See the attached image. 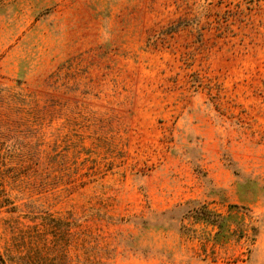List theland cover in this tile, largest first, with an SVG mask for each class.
<instances>
[{"label":"rangeland","instance_id":"374dc122","mask_svg":"<svg viewBox=\"0 0 264 264\" xmlns=\"http://www.w3.org/2000/svg\"><path fill=\"white\" fill-rule=\"evenodd\" d=\"M0 264H264V0H0Z\"/></svg>","mask_w":264,"mask_h":264}]
</instances>
